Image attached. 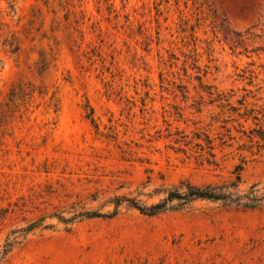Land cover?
Wrapping results in <instances>:
<instances>
[{
	"label": "rangeland",
	"instance_id": "1",
	"mask_svg": "<svg viewBox=\"0 0 264 264\" xmlns=\"http://www.w3.org/2000/svg\"><path fill=\"white\" fill-rule=\"evenodd\" d=\"M260 135L264 0H0V264H264V201L52 218L238 167L264 198Z\"/></svg>",
	"mask_w": 264,
	"mask_h": 264
},
{
	"label": "trees",
	"instance_id": "2",
	"mask_svg": "<svg viewBox=\"0 0 264 264\" xmlns=\"http://www.w3.org/2000/svg\"><path fill=\"white\" fill-rule=\"evenodd\" d=\"M92 122H94V120ZM260 136L264 139V135ZM206 138L205 142L211 152L210 155L215 157L213 154L214 147L212 145V140L209 137ZM199 146L202 147L201 144H199ZM241 170L242 167H238L236 180L227 184L200 187L191 183H183L179 187L164 190L162 192L165 195L164 199L152 205H145L138 197L115 196L106 203L113 206V210L108 213H103L100 210L84 211L75 217H71L70 219H65L60 215H53L52 218H57L60 222L66 225L74 224L78 220L113 219L119 215L121 208L124 205H126L129 209L138 211L144 216L155 217L166 212L184 211L193 203L198 201L222 202L223 205L228 207L250 209L258 205L260 201H264V198L250 195L242 197L237 194L241 185ZM243 200L248 201L243 203ZM43 221L44 219L39 220L22 229L20 232L23 233V237L28 236L30 233L39 229L43 225ZM15 244H18V242L14 241L11 244L8 242L6 243L3 250V257L8 255L13 250Z\"/></svg>",
	"mask_w": 264,
	"mask_h": 264
}]
</instances>
